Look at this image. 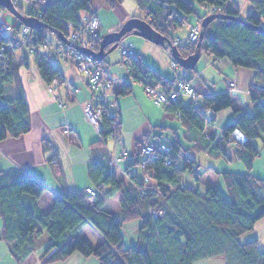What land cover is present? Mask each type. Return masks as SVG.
<instances>
[{
    "label": "trees",
    "instance_id": "trees-1",
    "mask_svg": "<svg viewBox=\"0 0 264 264\" xmlns=\"http://www.w3.org/2000/svg\"><path fill=\"white\" fill-rule=\"evenodd\" d=\"M135 1L146 15L140 18L166 37L163 47L171 56L176 39L174 31L189 21L188 16L198 15L194 5L189 0ZM193 1L208 8L204 17L218 13L244 20L219 18L211 22L204 30L200 54L226 59L236 69H250L254 72L255 82L264 85V0H250L251 12L245 18L236 7L226 6L231 0ZM16 7L23 15V10ZM214 7V13L210 12ZM44 9L43 17L47 15L51 22H40L45 27L36 31L42 37L55 29L67 35L66 21L79 22L82 14L91 11L83 0L54 1L44 4ZM26 13L29 14L28 11ZM204 17L198 15L200 21ZM132 34L124 36L122 41ZM101 41L102 38L99 45ZM197 42L176 45L180 56L186 58L194 54ZM10 53L13 57L14 53ZM36 63L46 84L52 78L63 75L58 66L49 60ZM99 63L107 72V61L104 59ZM133 63V79L146 83L150 78L165 89L173 86L163 80L157 71L136 61ZM12 64L15 65L13 72L0 68V143L7 138L17 139L27 135L33 128L30 109L17 78V64L13 60ZM124 91L130 92L129 89ZM249 96L253 107L251 112L235 109L230 91L202 95L197 101L186 103L181 98L166 108L172 112L180 111L184 126L203 135L205 142H199L198 151L207 152L215 160H228L227 148L231 144L239 147L238 159L249 173L218 172L214 166L205 170H212L221 176L225 189L208 187L200 194L183 184L184 173L199 165L191 153L182 148L179 140L167 142L171 147L169 153L157 152L155 159L144 164L142 173L147 180L136 176L126 186L111 176L107 157L104 164L95 166L90 178L97 187L111 186V190L93 189L97 192L93 203L89 201L91 194L87 189L84 192L62 193L56 196L49 214L41 212L36 203L29 202V199L36 201L47 192L42 181L25 170L0 172L3 237L8 244L12 243L10 252L17 264L23 263L33 251L39 253L41 264L65 262L76 253L86 259L94 258L100 264H198L221 257L227 264H264V251L258 241L240 242L241 236L252 231L256 223L264 219V180L251 174L253 163L264 151V89L253 83ZM230 109L233 110L234 120L220 138L207 134L205 128L216 119L209 121L206 112L217 115ZM119 121L118 117V134L122 125ZM237 129L245 134L249 140L247 143L241 144L232 137ZM100 136L106 141L109 137L107 130L104 129ZM158 136L163 141V134ZM168 160L170 163H167ZM51 163L59 164L56 158ZM136 165L140 166L137 159ZM116 191H121L124 198L122 218L104 209ZM138 220H141V229L148 234L149 242L146 246L139 244L126 248L122 229L128 222ZM87 225L101 235L102 244L93 246L79 236Z\"/></svg>",
    "mask_w": 264,
    "mask_h": 264
},
{
    "label": "crops",
    "instance_id": "crops-1",
    "mask_svg": "<svg viewBox=\"0 0 264 264\" xmlns=\"http://www.w3.org/2000/svg\"><path fill=\"white\" fill-rule=\"evenodd\" d=\"M26 1L28 2V0ZM118 1L120 2V0ZM84 2L91 11L97 13L98 17L99 12L103 13L106 9L101 6L102 0H84ZM113 2L116 3L115 0ZM49 3H52V0L46 1V4ZM241 3L238 0H231L226 6L233 8L236 5V8L242 13L244 6L240 7ZM112 6H114L112 9L115 13V19L106 22L108 23L104 30L106 36L122 28L129 19L140 18L138 12L141 10L135 0H123L117 6L115 4ZM245 8V16L247 17L251 12V8L250 5H246ZM200 20L197 19L198 26L201 23ZM180 28H177L173 33L174 37L177 35L176 39L181 35ZM131 36L132 38L126 39L125 46L122 48L134 49L139 64L157 71L161 78L170 84L186 78L196 92L197 99L195 101L202 95L230 91L234 98L235 109H243L248 112L253 110L248 93L250 83L255 81L253 71L243 68L236 69L228 60L217 59L207 53L200 55L201 59L194 71L184 70L179 65L173 67V57L168 54L164 47L150 43L144 38L140 40L141 37L137 38L136 35L132 34ZM100 37L105 36L100 35ZM181 37L184 42L188 40L183 35ZM107 57L105 58L107 72H105L114 81L109 99L110 102H113L114 110L119 113V122L122 123L121 132L119 133L120 142L118 143H114V140L111 141L110 137L106 141L103 140L94 126L86 123L83 109L92 98L93 93L85 82H75V75L68 64L58 62V68L63 72L67 81L74 83L78 92L76 95H72L69 88L65 86L60 88L58 93L60 100L63 103L71 104L69 108L63 109L56 103L52 94L48 92V84L42 79L38 70V63L34 58L27 54L25 61L20 63L18 55H13V61L17 64V78L22 85L23 95H25L30 109L33 128L27 135L17 139L7 138L6 141L0 143V172L25 170L42 181L47 187V192L36 201H33L32 198L29 199V202L37 204L41 212L51 213L56 196L62 193L84 192L87 188L96 189L97 191L103 190L104 192L111 190V186L104 187L101 185L97 187L93 184L90 174L97 164H104L107 157L109 161V152H114V150L117 154L123 152L124 149L129 150L134 157L121 162L118 166L109 167L111 176L118 182H124L125 186L131 181V178L136 176L141 178L142 170L136 165L135 153L140 144L146 143L152 136L156 137L158 134H163V140L165 139L169 143L179 140L182 148L190 152L198 162V170L194 168L192 171L184 173L183 184L198 190L200 194L208 187L226 188L221 176L212 170L205 171L211 166H214L218 172H235L239 174L250 172L243 162L239 161V147L235 144H231L227 148L228 160L225 158L215 160L207 152L198 151L199 142H205L203 141V135L195 130L190 131L187 126H184L183 120L177 112H172V110L166 108L161 110L150 100L145 90V82L142 83L133 79L132 69L124 64L122 57L118 61L115 59L108 60ZM228 77L237 80L238 87L235 91L230 90L227 86L226 79ZM133 81L135 82L133 83ZM12 85V89H14L15 85ZM158 85L160 89H164L161 84ZM126 89H129L130 92L125 93L124 90ZM182 99L185 103L194 100L189 97H183ZM205 115L209 121L216 119L214 123L205 128L206 133L215 134L218 138L234 120L232 109L219 112L217 115L208 111ZM65 131H68V133H65ZM263 154L264 151L253 163L251 170V174L258 179L261 178L256 175L255 164L259 161L258 159L263 158ZM52 157L58 159V165L51 163ZM200 172L202 175H200ZM198 175L201 176L199 180ZM201 182L204 183L203 187ZM114 193L104 209L113 216L122 218L124 198L121 191ZM127 207H130V205H127ZM2 225L0 217V264H17L15 256L10 252V248L13 246L12 243L8 244L4 240ZM122 230L126 248L137 247L139 244L146 246L149 242L148 234L141 229V220L131 222L128 226L125 225ZM88 234H91V236L88 237ZM79 236L87 239L93 246L104 242L102 237L97 236L95 231L89 230L88 225L81 230ZM260 248L264 251L263 245H260ZM216 259L219 258L206 260L201 264H211ZM21 264H41L39 253L33 251ZM55 264L100 263L94 258L86 259L76 253L65 262H55Z\"/></svg>",
    "mask_w": 264,
    "mask_h": 264
},
{
    "label": "built area",
    "instance_id": "built-area-1",
    "mask_svg": "<svg viewBox=\"0 0 264 264\" xmlns=\"http://www.w3.org/2000/svg\"><path fill=\"white\" fill-rule=\"evenodd\" d=\"M44 2V0H28L27 10L29 14L23 15L31 18L34 17L43 24L50 23L51 20L47 15L43 17V11L45 10ZM215 10L216 8L214 7L210 9V12L214 13ZM4 12L6 11L0 6V68L13 72L15 65L12 64L13 57L10 51L16 55L19 54L20 63L25 61L26 53L33 57L36 62L49 60L56 66H58L57 60L68 63L75 75V82H85L93 93L92 98L83 109L86 123L92 124L99 135L106 129L109 137L118 142L120 135L117 133L116 121H118L119 114L114 110L113 102H110L109 99L114 81L106 75L105 70L100 66V61L95 60L92 55V53L99 52L101 38L97 14L93 11H88L86 14L80 16L79 22L66 21L65 29L68 30V34L64 36L68 41L64 43L52 30L46 32L45 37L39 36L36 29L33 30L24 23L22 24L15 15L13 16L17 22L12 25L9 24L5 20L6 14ZM200 28L201 25L192 27L188 40L183 43L180 38H177L174 46L198 41L200 39ZM121 57L129 69H131L134 61H138L136 52L132 48H121ZM172 66H178L175 60H173ZM226 84L232 91L237 88L236 79L228 77ZM254 85L264 89V85L256 83ZM63 86L69 88L72 95H76L78 92L74 83L67 81L64 75L52 78L48 84V92L52 94L56 103L61 108L67 109L71 104L63 103L58 94L60 88ZM145 90L150 100L157 106L164 108H168L183 97L197 99L194 88H192L186 78L177 80L172 87L167 89H160L158 84H155L152 79L148 78L145 83ZM177 114L181 116L180 111ZM65 133H68V131H65ZM232 137L241 144L249 141L245 134L238 129L233 132ZM170 151L171 147L163 143L159 136H152L149 141L138 146L135 156L139 160L141 168L144 169V164L155 159L157 152L167 154ZM108 156L110 165L114 167L134 157L127 150L120 154L109 152ZM167 163H170L169 160ZM144 179L147 180V177ZM87 191L91 194L89 198L91 202H95L97 192L91 188H87Z\"/></svg>",
    "mask_w": 264,
    "mask_h": 264
},
{
    "label": "water",
    "instance_id": "water-1",
    "mask_svg": "<svg viewBox=\"0 0 264 264\" xmlns=\"http://www.w3.org/2000/svg\"><path fill=\"white\" fill-rule=\"evenodd\" d=\"M0 6H2L4 9L9 11L10 13H13L21 23L29 26L31 29H41L44 28L45 25L41 24L39 20L36 18H31L24 16L20 13V11L17 9L15 2L13 0H0ZM232 19V20H239L241 22H244L243 18L237 17L232 18L228 15L218 14L214 13L213 15H208L204 17V19L201 21V28H200V39L197 42V47L195 50V53L190 55L189 57H182L180 56L179 49L177 46H173L171 57H173V60L177 62V64L182 67L184 70L193 71L196 69V65L201 59L200 50L202 48V41L204 40V30L211 24V22L215 21V19ZM130 32L133 33V35H136L138 37H142L145 40H147L150 43H153L157 46L163 47L166 42V37L158 33L153 26H150V24L142 19V18H131L129 21H127L122 28L119 31L111 32L109 35L102 38V41L99 45V52L92 53L95 60L103 61L110 53L116 51L124 36L127 34H130ZM53 33L58 36L60 40H62L64 43H66L68 40H66V37L58 30H53ZM109 50L107 51V49Z\"/></svg>",
    "mask_w": 264,
    "mask_h": 264
},
{
    "label": "rangeland",
    "instance_id": "rangeland-1",
    "mask_svg": "<svg viewBox=\"0 0 264 264\" xmlns=\"http://www.w3.org/2000/svg\"><path fill=\"white\" fill-rule=\"evenodd\" d=\"M15 1V5L16 6H18L21 10H23V12H24V15H27V9H28V2L26 1V0H14ZM45 2H44V4H46V1L47 0H44ZM54 1H56V0H52V3L54 2ZM84 1V0H83ZM190 1V3H192L193 5H194V7H195V11H196V13H198V15L199 16H201V17H204L206 14H207V11H208V8L207 7H205V6H201V5H199V4H197L196 2H194L193 0H189ZM238 1H240V2H242L241 4L242 5H240V7H243L244 6V9L242 10L243 12L241 13V16L242 17H246L245 16V14H246V8H245V6L246 5H250V8H251V3H250V0H238ZM62 2H65V0H62ZM115 2L116 3H114L113 2V0H102V3H101V6L103 7V8H106V9H104V12L102 13V12H99V20H100V35L101 36H106V35H104L105 34V32H104V30L106 29V27L108 26V23H106L108 20H110V21H114V19H115V13H114V11H113V7L114 6H112L113 4H115L116 6H117V4L118 3H121V2H123V0H120V2L118 1V0H115ZM231 5H233V4H231ZM236 7V5L233 7V8H235ZM4 9V8H3ZM90 9V8H89ZM4 11H6V12H4L5 14H6V17H5V20L9 23V24H15L17 21L15 20V18H14V14L13 13H10L9 11H7L6 9H4ZM222 11V10H221ZM251 11V10H250ZM241 12V11H240ZM86 14V13H85ZM97 14V13H96ZM242 14H244V15H242ZM83 15V14H82ZM198 15L197 14H193V15H191V16H188V18H189V21L188 22H186V23H184V25H183V28L181 29L180 28V30H181V35H183L185 38H188L189 37V31H191V27L192 26H196L197 25V19H198ZM138 16H144V17H142V18H145V16L146 15H144V12H142V11H139L138 12ZM97 17H98V15H97ZM201 25V24H200ZM196 27H198V25L196 26ZM121 29V28H120ZM119 29V30H120ZM119 30H117V31H119ZM176 34V33H175ZM181 35H179V38H180V40H182L183 42H184V40H183V38L181 37ZM137 37V36H136ZM175 37H177V35L175 36ZM129 39L130 38H132V36L130 35L129 37H128ZM137 38H139V37H137ZM127 39V38H126ZM126 39L125 40H123V41H121V43H120V46H119V48L116 50V51H114V52H112V53H110V55L107 57L108 58V60H110V59H115V60H117L118 61V59H120L121 58V51H120V49L122 48V47H124L125 46V42H126ZM140 40L142 39L143 40V38L141 37V38H139ZM186 41V40H185ZM24 52H26V50H24ZM26 54H28V53H26ZM16 55V54H15ZM17 55H19V54H17ZM19 59V58H18ZM57 63L58 62H62L61 60H57L56 61ZM63 63H66V62H63ZM66 64H68V63H66ZM69 65V64H68ZM70 66V65H69ZM234 67V66H233ZM180 70L182 71V72H184V70L182 69V68H180ZM250 70V69H249ZM250 71H252V70H250ZM135 81H133V83H134ZM176 82V81H175ZM132 83V82H131ZM253 83H256L255 81H253V82H251L250 83V87H249V89H248V93H250V88H251V86H252V84ZM175 84V83H174ZM173 84V85H174ZM257 84V83H256ZM236 86H237V84H236ZM238 87V86H237ZM237 89V88H236ZM235 89V90H236ZM235 90H233V91H235ZM159 107V106H158ZM159 108H161V110H164L165 108L164 107H159ZM111 141H113V140H111ZM118 142H120V140L118 141ZM118 142H114V143H118ZM163 142H165V143H167L166 142V140L164 139L163 140ZM126 149H124V151H125ZM127 151H129V150H127ZM114 152H115V150H114ZM114 152L112 151V153L114 154ZM130 152V151H129ZM192 155V154H191ZM263 158H260V159H258L259 161L255 164V170H256V175L259 177V178H261V179H264V154H263V156H262ZM140 168H141V166H139ZM198 168L199 167H196V169L198 170ZM141 170H142V168H141ZM190 176H191V174H190ZM142 177H147L146 175H144L143 173H142ZM200 177L201 176H199L198 175V180L200 179ZM150 183H151V181H150ZM201 186L203 187L204 186V183L203 182H201ZM217 185V184H216ZM226 185V184H225ZM218 186V185H217ZM90 201V203H92L91 202V200H89ZM160 213H162L163 214V212L162 211H160ZM135 222V221H134ZM129 223H131V222H128L126 225L128 226V224ZM89 226V225H88ZM89 230L90 231H94V229L91 227V226H89ZM96 232V234H97V236H99V237H101V235L97 232V231H95ZM88 237L89 236H91V234H88L87 235ZM254 240H256V241H258V243H260V245H263V247H264V219H262V220H260V221H258L257 223H256V226H255V228L252 230V231H250V232H247L246 234H244L243 236H241L240 237V242L242 243V244H246L247 242H251V241H254ZM202 262H200V263H198V264H201ZM211 264H227V262L226 261H224L223 260V257H221V258H219V259H216L215 261H213Z\"/></svg>",
    "mask_w": 264,
    "mask_h": 264
}]
</instances>
